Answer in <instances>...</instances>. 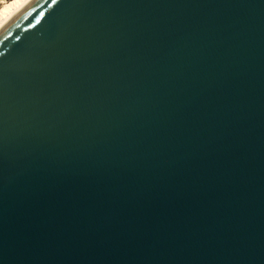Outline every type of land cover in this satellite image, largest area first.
I'll return each mask as SVG.
<instances>
[{"label":"water","instance_id":"95a60500","mask_svg":"<svg viewBox=\"0 0 264 264\" xmlns=\"http://www.w3.org/2000/svg\"><path fill=\"white\" fill-rule=\"evenodd\" d=\"M0 264H264V0H36L9 24Z\"/></svg>","mask_w":264,"mask_h":264},{"label":"bare ground","instance_id":"6f19581e","mask_svg":"<svg viewBox=\"0 0 264 264\" xmlns=\"http://www.w3.org/2000/svg\"><path fill=\"white\" fill-rule=\"evenodd\" d=\"M36 0H0V33Z\"/></svg>","mask_w":264,"mask_h":264},{"label":"snow or ice","instance_id":"6c2138e0","mask_svg":"<svg viewBox=\"0 0 264 264\" xmlns=\"http://www.w3.org/2000/svg\"><path fill=\"white\" fill-rule=\"evenodd\" d=\"M58 2V0H52L53 4H56Z\"/></svg>","mask_w":264,"mask_h":264}]
</instances>
